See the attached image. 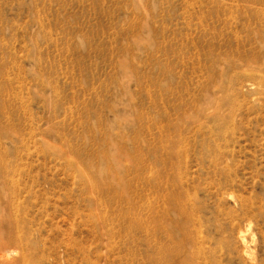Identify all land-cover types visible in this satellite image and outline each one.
Listing matches in <instances>:
<instances>
[{
    "label": "rangeland",
    "instance_id": "obj_1",
    "mask_svg": "<svg viewBox=\"0 0 264 264\" xmlns=\"http://www.w3.org/2000/svg\"><path fill=\"white\" fill-rule=\"evenodd\" d=\"M0 221V264H264V0H0Z\"/></svg>",
    "mask_w": 264,
    "mask_h": 264
},
{
    "label": "bare ground",
    "instance_id": "obj_2",
    "mask_svg": "<svg viewBox=\"0 0 264 264\" xmlns=\"http://www.w3.org/2000/svg\"><path fill=\"white\" fill-rule=\"evenodd\" d=\"M249 86H248V88H253V87H255V83L254 82H252V83H250L249 82V84H248ZM116 150V149H115ZM120 152V151H119ZM103 182V181H102ZM3 192V191H2ZM2 221H4L3 219H2ZM1 222V221H0ZM1 224V223H0ZM4 224V223H3ZM248 229L249 228H247L246 229V231H248ZM238 238H239V240L241 241V243H242V245H243V247L244 248H247L248 247V243H247V240H246V233H244V232H240L239 233V235H238ZM0 244H1V242H0ZM1 247V246H0Z\"/></svg>",
    "mask_w": 264,
    "mask_h": 264
}]
</instances>
